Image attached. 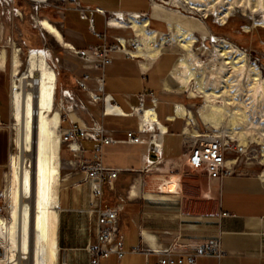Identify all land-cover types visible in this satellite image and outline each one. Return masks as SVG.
<instances>
[{
	"label": "crops",
	"instance_id": "0c3cea01",
	"mask_svg": "<svg viewBox=\"0 0 264 264\" xmlns=\"http://www.w3.org/2000/svg\"><path fill=\"white\" fill-rule=\"evenodd\" d=\"M78 1L106 13L151 17L150 9L159 0H141L136 6L125 0ZM165 1L159 4L166 7L169 4ZM56 12L52 21L64 42L78 49L102 42L88 31L86 21L78 17L70 1L57 6ZM93 17L95 30L98 24L106 31L104 16L94 13ZM150 21L154 26L163 23L152 18ZM84 31L89 38L84 37ZM176 56L175 51L164 50L144 69L142 60L113 53L111 62L104 68L103 92L112 97L125 115L103 114L101 107L95 122L102 125L106 135L119 141L102 147V164L118 169V173L109 185H102V195L94 203L100 207L119 205L118 231L125 254L119 261L114 255L101 258L99 264H121L124 258H127L124 264H158V253L132 252V249L140 245L150 250L160 249L175 241L179 243L178 250L186 253L214 239L218 240L223 254L199 256L193 264H264L263 181L247 173L212 179L186 161L190 143L183 133L185 118L175 116L176 103L183 104L182 93L166 91L161 85ZM11 79L12 69L9 75L4 53L0 65V198L6 190L9 172L5 173V168L8 166L9 171L11 157V152L8 153L9 126L13 118ZM140 95H144V107L152 108L156 119L165 126L161 150L157 154L147 151L145 141L134 144L121 141L127 131L136 129L137 118L130 111L137 105ZM70 121L74 120L69 117L68 124ZM82 146L84 151L77 155L75 163L80 158L92 157V142L82 141ZM75 168L80 167L75 165ZM59 169L51 204L56 264H88V249L96 243L97 219L90 205L89 185L84 171H69L64 177L67 190L58 197ZM4 178L6 184L2 189ZM148 194L151 196L147 197ZM183 264L190 263L184 261Z\"/></svg>",
	"mask_w": 264,
	"mask_h": 264
},
{
	"label": "bare ground",
	"instance_id": "6f19581e",
	"mask_svg": "<svg viewBox=\"0 0 264 264\" xmlns=\"http://www.w3.org/2000/svg\"><path fill=\"white\" fill-rule=\"evenodd\" d=\"M182 2L200 11L203 18L213 16L220 25L227 23L236 8L243 12L257 11L259 8L264 10V0H209L204 4L202 0H166L164 3L178 5ZM159 7V3H153L151 17H137L136 13H131L124 18L121 12H116L117 17L122 19L110 17L109 24L132 29L137 49L130 50V53L145 58L141 63L144 69L162 52L163 44L169 40L177 44L179 53L161 85L166 91L187 92L189 97L199 94L206 102L198 110L199 117L212 129L220 130L219 135L234 138L242 145L264 136V126L260 125L259 119L254 121L253 117L248 116V112L264 104V77L259 68L254 63H247L244 51L225 38L212 35L211 39V35L200 26L198 20L192 22L166 11L158 12ZM150 18L162 21L166 32L152 26ZM34 20L52 34L56 41L72 48L62 40L59 30L45 18ZM260 25H264V14ZM196 30H201L202 44L198 50H207L205 40H208L215 52L206 62L200 61L195 52L196 38L193 32ZM164 34H168L169 39ZM119 38L122 42L123 38ZM4 53V49H0V65ZM17 55L18 48L14 46L11 55L13 69L10 96L17 153L11 155L9 163L13 180L10 219L6 221L0 216V237L7 242L6 252L0 257V262L56 264L57 247L51 222V204L55 197L53 184L58 177L61 140L57 132L60 112L54 108L56 74L49 66L47 52L43 48H31L28 51L27 64L20 72ZM228 91H234L236 96H230L232 93ZM238 96V100L233 99ZM121 111L118 106H105L107 113ZM259 113L263 114L264 108ZM68 114L71 120L84 125L73 111ZM139 116L142 126L145 124L152 127L157 123L161 130H165L152 108H144ZM175 116L187 119L184 134L200 136L188 127L193 116L184 104L176 103ZM257 127L262 129L254 132ZM72 146L75 147V144ZM25 155L31 158L30 172L24 164ZM260 178L264 182V173Z\"/></svg>",
	"mask_w": 264,
	"mask_h": 264
},
{
	"label": "rangeland",
	"instance_id": "374dc122",
	"mask_svg": "<svg viewBox=\"0 0 264 264\" xmlns=\"http://www.w3.org/2000/svg\"><path fill=\"white\" fill-rule=\"evenodd\" d=\"M130 5H139L141 0H125ZM164 0H159L158 3H163ZM196 1V0H195ZM203 3H207L209 0H202ZM65 1L62 0H44L40 2L38 7L34 9V2L30 0H15V5L19 6V14L7 15L0 14V49L5 50L6 55V69L10 75L11 55L13 47L18 48V72L24 70L28 61V51L31 48H43L47 52V62L51 68L54 69L56 74L55 80V94H54V108L60 112V124L58 129V134L60 131L68 127L69 112L73 111L77 117L86 125L91 126L98 120L99 112L102 107L100 103H92L85 91L75 86V78L83 71L81 59L75 54V50L78 48H72L70 46L56 41L52 34L48 33L46 29L41 28L39 24L34 20V18L42 19L45 18L49 23L56 27V23L52 20L57 16V6H60ZM19 4V5H18ZM21 9V10H20ZM22 11V12H21ZM166 11L169 14L177 15L185 20L199 21L200 26L204 27L207 33L211 36L215 35L218 38H225L231 42L234 46L241 49L245 53V58L247 63H254L260 71L262 77H264V25L261 24L262 16L264 10L259 8L257 11H245L236 8L232 15L228 18V21L224 25H220L214 20L213 16H208L203 18L200 11L189 6L188 3H180L178 5L169 4L164 7L160 4L158 12ZM14 16V17H13ZM142 17V16H141ZM49 20H48V19ZM159 25H152L162 32H166L164 23H159ZM96 30L104 32L100 29L99 25H95ZM58 29V27H56ZM106 28V27H105ZM59 30V29H58ZM89 31V29H88ZM60 32V31H59ZM107 42H113L111 36H124L133 38L132 32L129 28L118 29V28H106ZM201 30H196L193 32L196 42L194 43L195 52L202 62L208 61L209 58L215 54L213 47L208 40H205L207 50L201 51L198 48L201 46ZM62 35V34H61ZM83 35L85 38H89V34L84 31ZM167 39H169L168 34H164ZM123 38V37H122ZM199 38V39H198ZM164 50L175 51L177 54V44L171 42L170 40L163 44ZM212 51V52H211ZM208 58V59H207ZM12 80V79H11ZM73 80V81H71ZM66 88H72V98L64 94ZM232 93L230 96H236L234 91H228ZM183 104L191 111L193 120H190L188 127L191 130H195L199 135H209L215 137H224L226 139H231L235 146H240L242 152L233 153L236 156V162L234 163L236 174H253L259 179L260 175L264 173V136L258 137V140L248 141L247 145H242L238 140L234 138H229L226 136H221L220 130L212 129L209 125L204 124L200 117L198 110H201L202 106L206 104L203 98L197 94L194 97H188L187 92L182 93ZM239 96L233 98L238 100ZM250 105V104H248ZM264 108V104L261 103L256 110L248 112V116L252 120L256 121L257 118L260 121V125L264 126V113L260 115V110ZM187 119H185L186 122ZM264 128V127H263ZM262 127H257L260 131ZM15 127L13 118L10 121L9 126V147L8 153L11 155H16L17 149L14 145ZM255 136H258L257 134ZM184 137L192 143L196 136H191L189 134H184ZM260 140V141H259ZM257 141V142H256ZM259 141V142H258ZM78 153L74 154L71 152L66 143L60 140L59 142V171H60V181L57 187V196L60 197L65 194L67 190V185L65 184V174L69 171L82 170L83 169L75 163V159L78 158ZM11 158V157H10ZM24 164L27 166L29 172L31 169V158L28 155L24 156ZM75 165L80 168H75ZM9 172L7 178V185L5 193L2 194L0 198V216L8 221L9 211L11 207V186L13 185V180L10 176V167L8 171V166L5 168V173ZM264 183V182H263ZM6 182L5 178L3 180L4 188ZM54 185V184H53ZM55 187L53 186V189ZM55 192V191H54ZM58 205V203H57ZM0 243L3 245L2 256H4L7 249V242L0 237ZM59 259V257H58ZM127 258L121 261V264L126 262ZM0 264H5L3 260ZM57 264H60L57 262Z\"/></svg>",
	"mask_w": 264,
	"mask_h": 264
},
{
	"label": "built area",
	"instance_id": "2783aa9c",
	"mask_svg": "<svg viewBox=\"0 0 264 264\" xmlns=\"http://www.w3.org/2000/svg\"><path fill=\"white\" fill-rule=\"evenodd\" d=\"M34 2V9L38 7L40 2ZM70 1L73 8L76 10L80 19L85 20L89 31L97 38H101L102 42L98 45H91L85 48L76 49L75 54L79 56L82 63L83 71L75 78V86L85 91L92 103H100L102 105L103 114L125 115L121 112H105L106 104L116 106L112 97L105 94L102 88L103 71L107 64L112 60L113 53H120L128 57H135L142 61L143 57H137L130 53V50L137 49L134 32L129 27H113L109 24V18L117 17L116 13H106L101 8L82 5L78 0H62ZM156 1V0H152ZM17 15L19 14V6L15 5V0H0V14ZM94 13H99L104 16V25L106 28H129L133 38L123 37L120 41V36H111L113 42H107L105 31L99 33L94 28ZM131 13H122L124 18H127ZM137 17L141 15L137 14ZM212 39V36L210 37ZM211 43V42H210ZM64 94L68 97H73L70 89H65ZM151 95V93H149ZM153 104L155 101L150 96ZM144 95H140L136 106L131 108L130 114L137 118V126L135 130L127 131L125 138L121 141L127 143L146 142L147 151L157 154L161 150L162 138L166 130H161L157 123L154 125H141L139 113L144 111ZM60 139L66 143L68 149L74 154H81L84 151L82 141L88 140L92 142L90 148L91 158L86 160L80 158L77 161L84 173L85 180L89 185L91 194L90 205L97 213L96 219V243L88 249L89 260L88 264H99L101 258H107L114 255L119 261L124 256L123 239L118 231V211L119 205L108 207H100L94 203L102 195V185H108L115 180L118 169L106 167L101 162L102 147L107 144L116 143L119 140L112 138L104 133L101 124L93 123L91 126L80 125L78 121H70L68 127L60 131ZM75 144V147L72 146ZM233 153L242 152L240 146H235L231 139L224 137H215L209 135L196 136L192 143L189 144L186 161L189 166L202 169L205 174L212 179H220L224 176H230L235 172L234 163L236 156ZM179 243L172 242L166 247L150 250L145 247L136 246L132 252H156L160 255L158 264H183L187 261L193 264L199 256H216L223 254L218 240H206L196 245L191 251L183 253L178 250ZM3 245L0 243V256L2 255Z\"/></svg>",
	"mask_w": 264,
	"mask_h": 264
}]
</instances>
